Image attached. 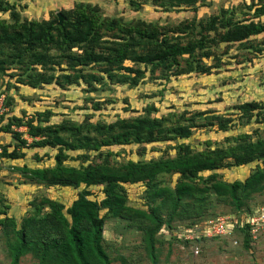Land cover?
<instances>
[{
	"label": "trees",
	"instance_id": "1",
	"mask_svg": "<svg viewBox=\"0 0 264 264\" xmlns=\"http://www.w3.org/2000/svg\"><path fill=\"white\" fill-rule=\"evenodd\" d=\"M171 1L173 8L185 6L195 11L199 5L207 4V0ZM161 5L164 7V3ZM60 12L64 17L62 24H59L56 13H52L50 20H22L14 3L0 0V74L6 72V65L26 70L30 73L22 84L32 89L49 84L64 89L74 84H85L89 92H97L98 85L107 86L110 80L120 85L137 86L145 76L142 66L152 67L153 73L161 69L174 76L190 74L197 69L206 73L208 69L204 60L214 57V51L209 49L211 46L239 44L249 49L253 37L264 34L262 21L245 23L213 16L201 23L200 37L183 43L181 39L196 34L198 26L195 20L191 24L168 28L166 32L145 21H129L122 25L119 21L103 17L99 6L92 3L77 2L71 9ZM6 14L10 15L9 19L4 18ZM126 62L136 68L126 67ZM259 108L261 105L256 102L238 107L245 115L254 114ZM49 113L43 114L48 116L45 121L49 120ZM14 122L19 127L25 125L30 137L36 140L28 145L29 148L57 149L58 152L52 167L32 169L24 165L13 167V171L36 185L80 189V193L68 208L57 200L42 199L35 214L23 217L21 228L16 226L18 222L13 217L2 218L0 209V224L12 229L13 239L9 238L7 242L10 264H20L27 256H32L39 264H114L117 258H112L104 248V228L108 218L125 220L130 227L137 225L144 235V250L148 258L153 264H158L161 245L165 242L159 236L163 228H171L176 221L187 218L184 205L190 202L201 214L202 206L213 195L230 200L234 210L240 213L230 219V225L233 224L230 234L206 236L210 230V221H206L192 227H180L188 229H185L183 237L179 236V229L177 240L189 245L204 240L234 239L237 244L241 242L249 247L258 239L252 233L250 221L264 208V200L255 202L256 196L264 193V167H257L244 181L232 183L219 180L216 171L264 162V139L254 142L249 135H241L229 150L216 148L203 152H195L189 145L179 144L175 158L118 162L112 159L116 156L112 147L188 138L197 126L178 123L174 127H164L162 119L148 116L131 120L121 118L114 123L42 125L34 121L26 123L13 116L10 123L0 128V132L12 131ZM214 122H217L219 130L227 131L232 120L214 117L208 126L213 127ZM15 137L23 146L27 145L20 134H15ZM0 148V157L6 160L15 161L26 156L17 150L10 151L7 146L1 145ZM104 149H108L106 154ZM67 151H83L84 164L79 168L66 166L69 160ZM90 152L99 154L92 157ZM205 173L210 174L205 176ZM164 175H178L179 181L175 186H163L160 178ZM139 183L147 188V209L128 206L125 185ZM99 186L103 187L104 199L93 201L89 189ZM251 201L256 205L251 207ZM46 208L50 211L42 217L41 212ZM186 233L193 234L194 241L186 240ZM118 258L123 264H129L126 258ZM176 264L183 262L180 260Z\"/></svg>",
	"mask_w": 264,
	"mask_h": 264
},
{
	"label": "rangeland",
	"instance_id": "2",
	"mask_svg": "<svg viewBox=\"0 0 264 264\" xmlns=\"http://www.w3.org/2000/svg\"><path fill=\"white\" fill-rule=\"evenodd\" d=\"M9 1L14 3L16 10L21 13L22 20L25 18L50 20L52 13L58 14L61 10L71 9L77 2L98 5L103 17L119 21L122 25L129 21H145L166 32L168 28L191 24L195 20L196 27L198 26V29H195L196 34L181 39L183 43L200 37L198 34L201 23L213 16L232 18L245 23L264 22V0H207V4L199 5L197 11L185 6L173 8L171 0ZM161 3H164V7ZM4 18L9 19L10 15L6 14ZM209 49L214 51V57L204 60L208 69L206 73L197 69L190 74L174 76L171 72H163L161 69L153 73L152 67L142 66L145 76L137 86L120 85L110 80L107 86L98 85L97 92H89L85 84H74L65 89L56 84H49L32 89L22 84V80L27 79L30 72H25L26 70H21L15 65H6V72L0 74V96L3 95L6 99L4 112L0 116L1 121L3 120L0 128L10 123L13 116L26 123L34 121L42 125L114 123L121 118L131 120L138 116H148L162 119L164 127H174L178 123L183 125L192 123L197 126L188 138L150 145L112 147L111 150L116 155L112 156V159L118 162L175 158L176 147L179 144L189 145L195 152H203L216 148L229 150L236 144V138L241 135H249L250 140L254 142L264 139V34L254 36L249 49L239 44H220ZM125 66L136 68L130 62H126ZM138 68L140 69L139 66ZM251 102L261 105L254 114L245 115L238 109L239 106ZM48 111L49 120L45 121L48 116L44 117L43 114ZM214 117L232 120L228 123L227 131L219 130L217 122H214L213 127L208 126ZM189 119L193 120L188 121ZM16 123L12 124V131L0 132V146H7L10 151L17 150L26 156L15 161L0 157V209L3 212L2 218L13 217L18 222L16 226L21 228L23 219L35 214V209L42 199L57 200L68 208L77 199L80 189L36 185L22 174L13 171V167L24 165L32 169L52 167L55 165L54 156L58 152L57 149L29 148L28 145L36 140L30 137L25 125L19 127ZM17 133L27 145L23 146L19 138L15 137ZM1 151L0 148V153ZM107 151L108 149H104L103 153L106 154ZM83 153L67 151L69 160L65 165L79 168L84 164L81 155ZM98 154L90 152L92 157ZM229 161L233 163L232 160ZM257 167H264V162L243 167L231 166L217 170L216 173L219 180L232 183L244 181ZM160 179L164 182L163 186H175L179 176L164 175ZM125 189L129 207L147 209L145 184H127ZM89 191L93 201L101 202L104 199L102 186L91 187ZM262 200L264 193L257 195L255 202ZM255 202H250L251 207L256 205ZM184 207L187 218L176 221L171 228L164 227L159 234L165 242L161 245L158 264H176L180 260L183 264H264L262 230L256 235L258 239L250 243L249 247L241 242L236 244L234 239L204 240L189 245L177 240L178 230L180 229L179 236L183 237L185 229H188L180 227H192L195 223L203 224L206 221L240 214L234 210L230 200L225 201L213 195L202 206L201 214H198L192 202ZM49 211L48 208L43 209L41 216H45ZM102 215H105V212H102ZM189 215L192 217L189 218ZM241 216L243 217V214ZM128 223L121 219L106 220L104 248L112 258H117L114 264H123L119 256L126 258L129 264H153L144 250V235L138 230L137 225L130 227ZM185 235L193 236L187 233ZM9 238L13 239L12 229L0 224V264L11 262L7 249ZM196 246L201 250L198 257H194L193 253ZM20 264L39 262L32 256H27Z\"/></svg>",
	"mask_w": 264,
	"mask_h": 264
},
{
	"label": "built area",
	"instance_id": "3",
	"mask_svg": "<svg viewBox=\"0 0 264 264\" xmlns=\"http://www.w3.org/2000/svg\"><path fill=\"white\" fill-rule=\"evenodd\" d=\"M4 101L5 96L0 97V116L4 112ZM232 216L220 218L217 220H213L209 222L210 230L206 234L208 237L213 236H227L230 234V228L233 227V224L230 225V219ZM251 226L253 227L252 233L254 234V237L256 238L257 233H259L260 230L264 231V208L261 209L260 213L257 214L251 221ZM194 235L192 236H186V240L188 241H194ZM237 244V241H235ZM201 252L199 246H196L193 250V253L195 255H199Z\"/></svg>",
	"mask_w": 264,
	"mask_h": 264
},
{
	"label": "water",
	"instance_id": "4",
	"mask_svg": "<svg viewBox=\"0 0 264 264\" xmlns=\"http://www.w3.org/2000/svg\"><path fill=\"white\" fill-rule=\"evenodd\" d=\"M57 16L59 18V24H62V22L64 21V17L62 15V13H58Z\"/></svg>",
	"mask_w": 264,
	"mask_h": 264
},
{
	"label": "clouds",
	"instance_id": "5",
	"mask_svg": "<svg viewBox=\"0 0 264 264\" xmlns=\"http://www.w3.org/2000/svg\"><path fill=\"white\" fill-rule=\"evenodd\" d=\"M3 95H1L0 97H2ZM6 100V99H5ZM5 102V101H4ZM5 105V104H4ZM0 120H1V118H0Z\"/></svg>",
	"mask_w": 264,
	"mask_h": 264
},
{
	"label": "crops",
	"instance_id": "6",
	"mask_svg": "<svg viewBox=\"0 0 264 264\" xmlns=\"http://www.w3.org/2000/svg\"><path fill=\"white\" fill-rule=\"evenodd\" d=\"M10 2V1H9Z\"/></svg>",
	"mask_w": 264,
	"mask_h": 264
}]
</instances>
